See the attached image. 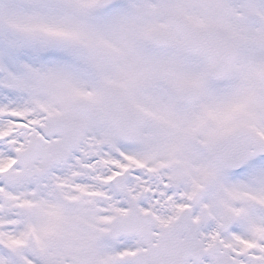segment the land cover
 <instances>
[{
  "label": "snow or ice",
  "instance_id": "obj_1",
  "mask_svg": "<svg viewBox=\"0 0 264 264\" xmlns=\"http://www.w3.org/2000/svg\"><path fill=\"white\" fill-rule=\"evenodd\" d=\"M0 264H264V0H0Z\"/></svg>",
  "mask_w": 264,
  "mask_h": 264
}]
</instances>
